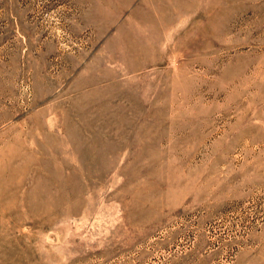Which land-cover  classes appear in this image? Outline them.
<instances>
[{"label":"rangeland","instance_id":"1","mask_svg":"<svg viewBox=\"0 0 264 264\" xmlns=\"http://www.w3.org/2000/svg\"><path fill=\"white\" fill-rule=\"evenodd\" d=\"M0 264H264V0H0Z\"/></svg>","mask_w":264,"mask_h":264}]
</instances>
